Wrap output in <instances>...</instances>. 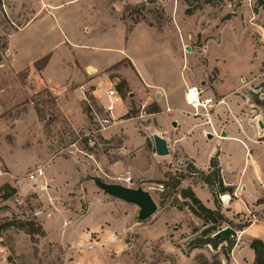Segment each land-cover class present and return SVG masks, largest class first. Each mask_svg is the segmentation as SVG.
I'll list each match as a JSON object with an SVG mask.
<instances>
[{
    "label": "rangeland",
    "instance_id": "obj_1",
    "mask_svg": "<svg viewBox=\"0 0 264 264\" xmlns=\"http://www.w3.org/2000/svg\"><path fill=\"white\" fill-rule=\"evenodd\" d=\"M37 1L0 0V187L10 182L14 188L8 190V199L0 194V219L35 221L46 230L36 243L17 227L3 231L0 253H7L8 264H216L219 258L232 264V255L227 261L221 247L191 248L205 227L184 206L181 190L200 179L187 152L199 164L220 152L226 175H236L243 189L246 186L245 200L264 194V171L257 170L254 157L264 156V110L251 95L264 98L262 0H39V9ZM43 1L44 7L63 8L37 14L44 9ZM35 15L34 24L11 40L14 65L21 69L17 72L4 45ZM65 32L72 42L66 43ZM46 54L51 57L40 77L33 64ZM76 60L99 68L109 63L94 73L95 85L85 91L93 101L102 102L111 86L123 92L124 105L116 108V118L102 132L85 112V99V116L78 105L71 106L80 117L74 123L61 111L56 90L46 88L78 78ZM190 86L224 100L213 121L222 137L208 138L202 129L211 128L196 119L202 126L189 133L188 141L182 140L184 119H192L185 102ZM156 106L160 111L152 112ZM99 116L106 113L100 111ZM226 129L235 141L224 137ZM86 134L94 146L86 144ZM156 136L167 139V156L156 154ZM37 166L44 168L45 176L31 181L28 175ZM47 168L60 170L61 176L52 180ZM260 168L264 170V162ZM181 175V185L173 188L171 183ZM160 181L169 187L164 190ZM98 182L143 188L158 210L142 221L137 206L109 194H103L104 208L93 195L103 193ZM41 185L47 188L41 190ZM90 185L95 192L89 194ZM89 198L94 205L91 217L75 222L87 211ZM100 207L108 210L112 228L104 243L90 251L94 235L88 241L84 230L105 218ZM259 207L254 202L248 212L230 218L256 221L262 216ZM263 228L264 222L251 235L264 236ZM249 240L243 237L240 243ZM243 264H250L247 254Z\"/></svg>",
    "mask_w": 264,
    "mask_h": 264
},
{
    "label": "crops",
    "instance_id": "obj_2",
    "mask_svg": "<svg viewBox=\"0 0 264 264\" xmlns=\"http://www.w3.org/2000/svg\"><path fill=\"white\" fill-rule=\"evenodd\" d=\"M37 3H38V6L36 8L37 9L41 8L42 5H41V3H40L39 0L37 1ZM44 5H46L45 4V1H43V7H44ZM51 6H53V5L52 4L47 5L46 7H44V9H42L41 11H38L37 14L43 15L46 12L47 9H48V13H50L51 11L56 12L59 9H62L63 8L62 7L63 4L61 6H53V7H51ZM36 19H37V17L35 15L33 18H31V20H29L21 28H19L18 30H16L15 32H13L12 34L9 35V40H8V43H7V49L6 50L9 53V59H10L9 62L11 64V67L14 70H16L17 72L20 71L21 69L15 67V65H14V62H15V58L16 57L14 55V49L11 46V40L13 39V37L17 33L22 32L25 29L31 27L34 24V22H35ZM85 26L86 25L84 24L82 27L85 28ZM64 37H65L66 43H68V40H70L72 42V40L68 36L67 32H65ZM108 64H105L103 67L99 68V67H97V66H95L93 64H90V63L89 64H82V63H80V62L77 61L76 62V70H77L78 78H76V79L70 78V79L66 80V82L64 83V86H60V87H55L53 84H49V85L46 84L47 85L46 86L47 89L50 88V89L56 90V95L58 96V99L57 100L60 102L61 111L63 112V114L65 116L68 117L69 120H71V122L76 123L77 118H80L78 115H75L74 113H72L71 106L78 105L77 107H79L81 109V114L83 116H85V114H84L85 112L82 111L81 100H84L85 97H86L85 91L87 90V87L88 86L95 85L96 79H95V77H93L94 73L96 71H99V70H104L108 66ZM45 68L43 70H41V71H38L35 68L34 64H33V71H34V73H38V75L40 77H43L42 73L45 71ZM23 69H25V68H23ZM30 73H31V70H29V78H30ZM145 82L147 84L150 83L148 80H145ZM100 84H102V82ZM61 90H64V91H61ZM63 92H65V94H66V95H64L65 96V99L64 100L62 99ZM93 92H94V94L96 96H97V94L100 93L98 89L94 90ZM159 95H160V93H159ZM228 106H230V105H228ZM230 108H228V109L231 110V111H233L231 106H230ZM224 112H226V111H223L222 113H224ZM190 115H191L192 119H189V116H186L185 119H184V121L186 122V125L182 127V131H183V135H184V137L182 138V140H186V141L189 140V136H190L189 133L190 132H193V130L195 128H198L199 126L200 127L202 126V124H198V121H194V120H196L198 118H196L195 116H193L192 113ZM215 115H216V117L213 119V121H215V123H216V121L218 119V116H217V113H215ZM114 118H116V115H114ZM199 121H201V120L199 119ZM115 124H118V123L116 122ZM173 124L176 125L175 122H173ZM214 126H215V124H214ZM229 126L230 125H226V128H229ZM179 128L180 127H178V129ZM202 131L206 134V136L208 138H213V137L217 136V135H214L213 133H208L209 131H207V130L204 131L202 129ZM262 131H263V133L261 135V138H264V129H262ZM209 134H212V136L209 137ZM223 134H224V137H226L228 140L235 141V136H233L232 133H229V131L227 129H226L225 132H223ZM219 137H222V136H219ZM261 150H262V148H261ZM187 154L189 155V157L192 160V163L194 164L195 167H197L198 169L205 170V171L206 170L208 171L211 158L214 157L216 154H218V159H219V162H220V167H221V172H222V176H223L224 182H225L226 185L233 186L234 187V194H233V196L231 194H228L227 193L229 195L228 202H224L223 199H222V195L220 196V200L222 202V211H223V213L229 219L233 220L232 218H230V216H234V215L237 216L240 213H243V212L246 213V212H248L249 211V205H252L254 202L257 204V200L263 196V195L261 197L255 196L254 199L249 200V201L245 200L244 194H245L246 186L244 187L245 189H243V181L240 182L239 179H236V175H235V177H228L226 175V171L224 170V166H223V163H222V159L220 158V152H217L216 154H214L209 159V161L207 160L204 164H199L196 161V159L194 157H192L188 152H187ZM251 157H253V155H251ZM254 157L256 158V161H257V163H256L257 170L263 172L264 170L262 168H260V166L264 162V156L263 155L255 156L254 155ZM53 163H54V161H53ZM48 166H51V165L49 164ZM51 169L52 168H47L46 169V174L48 175V177H51L52 180H55L54 179V175L61 176L60 170H57V172L56 171L53 172V171H51ZM233 173H236V171L233 172ZM7 183H10V182H7ZM244 184H245V182H244ZM189 187L192 188V190L195 192V194L208 207L215 208L214 198H213L212 192H211V190H210V188L208 187L207 184H205L203 181H201L200 179H198L197 182L189 183ZM83 190H85V189H83ZM87 190H88V193L89 194L91 192L93 193V191L95 192V187H93V185L87 186ZM103 194H106V193L104 191H103V193H101V192L100 193H97V191H96V194L93 193L94 197L98 201L101 202V205L100 206H104V208H105V205H107L106 204V200L107 199L104 197ZM89 199L90 200H89V205H88L87 211L82 216H80L79 219L77 221H75V222H82V221H85L86 219H88V218L91 217V213H92V209L94 208V205H93V200L91 198H89ZM118 200H120V199H118ZM212 203L214 204V207L211 206ZM259 205H260L259 208L262 211L261 212L262 213L261 218L260 219H257L256 221L255 220L254 221L253 220L248 221L250 223V225L248 227H245L243 230H236L235 229L237 231V233H238V237L237 238H234L236 240V244L233 247V249L231 250L232 254L230 253V255H232V257H231V259L230 258L229 259L232 261V264H243V261H244V258H245V255L246 254L249 256V262H250V264H254L255 252L250 247V240L252 238H255L254 236H258L256 238H260V239L264 240V236L261 235V234H257L256 235V233H255V235H254V233H253L251 235L252 231L255 228H257V226L261 225L262 222H264V205L263 204H259ZM100 209H101L100 210L101 213L103 215H105V218L103 220H101V222H97V223L96 222H93L92 224H88L86 226L85 230H84V231H87V234L89 235L88 241L93 237L92 235H94V238H93L94 240L90 243V244H92V247L90 248L88 246V248L90 249V251H92V250L95 249L96 244H103L104 243V241L108 237L107 234L111 231V228H112L111 225H110L112 223H111V220L109 219L108 210L107 209L106 210L103 209V207H100ZM257 210H259V209H257ZM111 215H112V218L114 220H116L115 216L113 214H111ZM236 223H243V222H236ZM260 233H263V232H260ZM115 234H116V232H115ZM46 237L49 238L48 236H46ZM243 237L248 238L250 240L247 243L245 242L246 244H242L240 242H241V239ZM85 244H87V242ZM0 254L2 255V257L0 258V260H2L5 264H8V261H7V256L8 255H7V253H5V254L0 253ZM219 259L221 260L222 264H224V261L221 258H219ZM229 259H226V260L228 261ZM162 262H165V261H162ZM159 263H161V262H159ZM226 264H228V262H226Z\"/></svg>",
    "mask_w": 264,
    "mask_h": 264
},
{
    "label": "trees",
    "instance_id": "obj_3",
    "mask_svg": "<svg viewBox=\"0 0 264 264\" xmlns=\"http://www.w3.org/2000/svg\"><path fill=\"white\" fill-rule=\"evenodd\" d=\"M262 8H264V0L261 1ZM4 49H7V44L4 45ZM51 54H47L43 56L42 58L38 59L34 62V66L38 71L43 70L49 60H50ZM122 85L127 86L126 82H123ZM117 89V88H116ZM118 92L123 96V92L121 90V87H118ZM252 102L261 107L264 110V98H261L258 93H252ZM90 99H93V97H90ZM56 101V100H54ZM85 112L89 114V107L87 106L85 108ZM160 107L156 106V108L153 109L152 112H159ZM86 144L88 143V139L86 138ZM193 174H198L201 181H203L205 184L208 185L210 188L215 208L208 207L192 190L191 187H188L186 189L181 190V195L184 198V206L188 207L191 212L196 215L198 218L203 220L204 229L201 231V237H199L197 240H195L191 248H198L203 245H210L214 249H218L219 247L222 248V252L226 259H229L231 250L236 244V240L232 236L228 235H217L214 236L217 232L221 231L224 224L230 225L236 230H243L245 227H248L250 225L249 222H243V223H236L233 220L229 219L222 211V202L220 200V196L224 194H231L233 196L234 194V187L228 186L225 184L220 162L218 159V154H216L214 157L211 158L208 171L198 169L194 165L192 166ZM184 179V176L181 175L176 181H173L171 183L173 188H178L181 185L182 180ZM160 184L163 185L164 190L169 187V183L166 181H160ZM11 186L10 183H4L0 187V194L2 195L3 199H8L11 195L8 193V190L14 191V188ZM257 204H263L264 205V194L261 198L257 200ZM11 227H17L23 231H25L26 234H28L32 242L36 243L40 237H44L46 235V230L43 228V226L35 221H15V220H1L0 219V235L3 231L11 228ZM198 232V230L196 231ZM250 247L255 252V260L254 264H264V240L260 238H252L250 240ZM202 264H208V261H203ZM216 264H222L221 260L218 259V262Z\"/></svg>",
    "mask_w": 264,
    "mask_h": 264
},
{
    "label": "built area",
    "instance_id": "obj_4",
    "mask_svg": "<svg viewBox=\"0 0 264 264\" xmlns=\"http://www.w3.org/2000/svg\"><path fill=\"white\" fill-rule=\"evenodd\" d=\"M105 99L100 102L98 99H90L87 95L85 97V101L87 102V106L89 107V115L93 118V121L98 125L97 132H102L106 129L112 122L114 116L113 112L120 105H124L123 96L118 92L116 87L111 86L104 93ZM185 102L192 109V115L196 118L202 120L203 124L209 126L211 128L210 133L214 135H220L216 130L213 119L216 117V106L221 104L223 99L216 100L214 95L207 94L202 87L199 86H190L187 88L185 93ZM103 111L106 113V116L100 117L99 112ZM208 132V133H209ZM86 138L88 139V143L91 146H94L96 143L91 136L86 134ZM45 171L42 166H37L34 170H32L28 179L31 181H40L44 178ZM131 178H127L126 181L129 182ZM41 190L47 188V185H41ZM90 248L92 244L88 245Z\"/></svg>",
    "mask_w": 264,
    "mask_h": 264
},
{
    "label": "water",
    "instance_id": "obj_5",
    "mask_svg": "<svg viewBox=\"0 0 264 264\" xmlns=\"http://www.w3.org/2000/svg\"><path fill=\"white\" fill-rule=\"evenodd\" d=\"M260 126L264 128V124L262 122L260 123ZM211 136L212 134H209V137ZM154 141L157 155L166 156L169 154V145L166 139L156 136ZM98 184L106 194L129 204L136 205L139 208V219L142 221L149 219L158 210L156 200L150 192L144 190L143 188H132L122 184H109L105 182H98ZM217 235H228L233 238L238 237L237 231L232 227L223 228L214 236Z\"/></svg>",
    "mask_w": 264,
    "mask_h": 264
},
{
    "label": "bare ground",
    "instance_id": "obj_6",
    "mask_svg": "<svg viewBox=\"0 0 264 264\" xmlns=\"http://www.w3.org/2000/svg\"><path fill=\"white\" fill-rule=\"evenodd\" d=\"M224 199L227 201L229 199V196H225Z\"/></svg>",
    "mask_w": 264,
    "mask_h": 264
}]
</instances>
